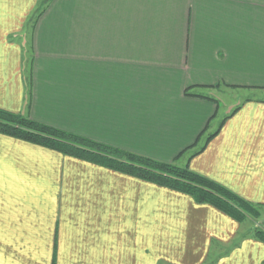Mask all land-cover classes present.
<instances>
[{"label":"crops","instance_id":"crops-1","mask_svg":"<svg viewBox=\"0 0 264 264\" xmlns=\"http://www.w3.org/2000/svg\"><path fill=\"white\" fill-rule=\"evenodd\" d=\"M39 1L0 0V108L264 207V0ZM0 264H264V242L190 195L0 133Z\"/></svg>","mask_w":264,"mask_h":264},{"label":"trees","instance_id":"trees-1","mask_svg":"<svg viewBox=\"0 0 264 264\" xmlns=\"http://www.w3.org/2000/svg\"><path fill=\"white\" fill-rule=\"evenodd\" d=\"M0 133L190 195L197 203L212 205L237 221L245 220L248 215L258 216L257 207H263L188 166L159 161L95 141L3 108H0ZM214 134H209L207 139ZM255 238L264 242V229L256 228Z\"/></svg>","mask_w":264,"mask_h":264},{"label":"rangeland","instance_id":"rangeland-1","mask_svg":"<svg viewBox=\"0 0 264 264\" xmlns=\"http://www.w3.org/2000/svg\"><path fill=\"white\" fill-rule=\"evenodd\" d=\"M50 1L51 0H43V1L40 0L39 6L45 7V4L47 3L49 5ZM47 4H46V6H47ZM260 95H262V94H260ZM260 95H257V96H260ZM235 96L232 94H228L227 100L233 101L234 100L233 98ZM225 101H222L221 103H224ZM257 209L259 210L258 216L248 215L245 220L238 221L242 225V234L244 233V235H249L251 237H255L256 228L264 229V207H257Z\"/></svg>","mask_w":264,"mask_h":264}]
</instances>
